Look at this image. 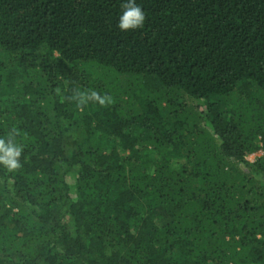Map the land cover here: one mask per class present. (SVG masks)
<instances>
[{"label": "trees", "instance_id": "1", "mask_svg": "<svg viewBox=\"0 0 264 264\" xmlns=\"http://www.w3.org/2000/svg\"><path fill=\"white\" fill-rule=\"evenodd\" d=\"M123 2L0 0V264H264V0Z\"/></svg>", "mask_w": 264, "mask_h": 264}, {"label": "clouds", "instance_id": "2", "mask_svg": "<svg viewBox=\"0 0 264 264\" xmlns=\"http://www.w3.org/2000/svg\"><path fill=\"white\" fill-rule=\"evenodd\" d=\"M121 9L122 11L117 22V27L120 31L143 28L146 16L143 9L137 5L136 0H124L121 4ZM69 99L75 100L77 102V108L81 110L88 101L97 102L102 107L114 103L110 96H101L94 90L90 93L77 91ZM22 151V147L14 143L12 133L8 134L7 139L0 138V164L8 171L11 172L21 168L20 156Z\"/></svg>", "mask_w": 264, "mask_h": 264}, {"label": "rangeland", "instance_id": "3", "mask_svg": "<svg viewBox=\"0 0 264 264\" xmlns=\"http://www.w3.org/2000/svg\"><path fill=\"white\" fill-rule=\"evenodd\" d=\"M261 154H262L261 151H257V152H254V153H251V154L247 155L246 158H247L249 161H252V160H254L255 158L259 157ZM173 165H174V166H177V165H176V162H174Z\"/></svg>", "mask_w": 264, "mask_h": 264}]
</instances>
